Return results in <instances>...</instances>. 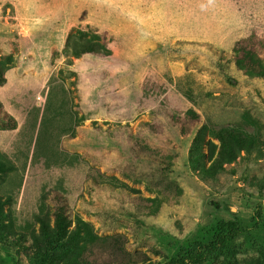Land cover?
Listing matches in <instances>:
<instances>
[{
	"label": "rangeland",
	"instance_id": "rangeland-1",
	"mask_svg": "<svg viewBox=\"0 0 264 264\" xmlns=\"http://www.w3.org/2000/svg\"><path fill=\"white\" fill-rule=\"evenodd\" d=\"M0 79V264H264V0H0Z\"/></svg>",
	"mask_w": 264,
	"mask_h": 264
},
{
	"label": "trees",
	"instance_id": "trees-1",
	"mask_svg": "<svg viewBox=\"0 0 264 264\" xmlns=\"http://www.w3.org/2000/svg\"><path fill=\"white\" fill-rule=\"evenodd\" d=\"M3 81V79H0V85ZM257 220L258 218H256L252 224V227L255 230H258L259 228V222ZM40 227L44 239H48V230L43 222ZM241 235L242 229L238 227L237 223L220 222L212 231V234L206 238L203 243L188 242L181 247L174 259L164 264H206L213 255H216L222 250L225 244L229 245L233 243ZM47 241L46 242L52 247H59L62 245V243L57 244V240L55 239L50 238Z\"/></svg>",
	"mask_w": 264,
	"mask_h": 264
},
{
	"label": "built area",
	"instance_id": "built-area-1",
	"mask_svg": "<svg viewBox=\"0 0 264 264\" xmlns=\"http://www.w3.org/2000/svg\"><path fill=\"white\" fill-rule=\"evenodd\" d=\"M40 98H41V96H37V97H36L37 100H40Z\"/></svg>",
	"mask_w": 264,
	"mask_h": 264
}]
</instances>
